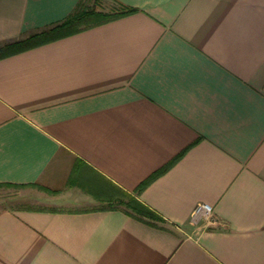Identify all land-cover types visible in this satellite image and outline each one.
<instances>
[{
    "label": "crops",
    "instance_id": "crops-1",
    "mask_svg": "<svg viewBox=\"0 0 264 264\" xmlns=\"http://www.w3.org/2000/svg\"><path fill=\"white\" fill-rule=\"evenodd\" d=\"M81 1L0 0V185L61 206L1 208L0 264H264V0H108L8 48Z\"/></svg>",
    "mask_w": 264,
    "mask_h": 264
},
{
    "label": "rangeland",
    "instance_id": "rangeland-1",
    "mask_svg": "<svg viewBox=\"0 0 264 264\" xmlns=\"http://www.w3.org/2000/svg\"><path fill=\"white\" fill-rule=\"evenodd\" d=\"M108 0H82L79 8L83 13V17L75 22L71 27L66 30H73L90 25L94 22L103 21L108 19L109 16L114 14L119 6L107 3ZM78 8V9H79ZM86 11V12H84ZM90 11H93L92 13ZM37 189L33 186H10L0 185V209L1 208H47V209H60V207L49 204L47 202H38V198L32 194L36 193ZM126 198L125 195L119 194L117 199ZM106 207H119L126 208L124 202H107Z\"/></svg>",
    "mask_w": 264,
    "mask_h": 264
},
{
    "label": "trees",
    "instance_id": "trees-1",
    "mask_svg": "<svg viewBox=\"0 0 264 264\" xmlns=\"http://www.w3.org/2000/svg\"><path fill=\"white\" fill-rule=\"evenodd\" d=\"M78 8H79V5L73 11V13L71 15H69L64 21H62L61 23L51 27L49 30L35 33L26 39L11 42L8 44V48L11 51L21 50V49L27 48L29 46H32L36 43H39L41 41H45L47 39L57 37V36H59L61 31L68 33V32L79 29V28H75L73 30H66V28L71 27L73 24H75V22L79 21L83 17V15H87L89 13V12L87 13L86 11H84L86 13H83V11L80 8L79 9ZM128 11H130V9H125L122 6H119V9L114 14L109 16V18L113 17V16L124 14ZM90 12L92 13L93 11H90ZM167 167H168V165L163 166L162 168H160L159 170L154 172L147 180H145L142 184H140L139 189L142 188L145 184H147L148 181L152 177L163 172ZM125 195L127 197V201L124 202V204L126 206L127 213L134 215V216H137V217H140V218L153 219V220L159 219V216L153 210H151L145 204H143L142 202L137 200L134 196H132L130 194H125ZM51 210H55V209H51Z\"/></svg>",
    "mask_w": 264,
    "mask_h": 264
},
{
    "label": "built area",
    "instance_id": "built-area-1",
    "mask_svg": "<svg viewBox=\"0 0 264 264\" xmlns=\"http://www.w3.org/2000/svg\"><path fill=\"white\" fill-rule=\"evenodd\" d=\"M200 220H207L208 224H218V219L215 217L213 207L207 202H197L190 213L189 221L191 224H196Z\"/></svg>",
    "mask_w": 264,
    "mask_h": 264
}]
</instances>
